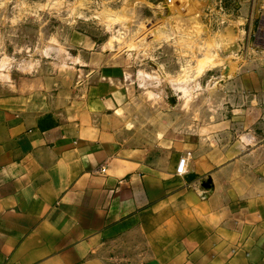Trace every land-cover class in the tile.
Masks as SVG:
<instances>
[{"label":"crops","instance_id":"1","mask_svg":"<svg viewBox=\"0 0 264 264\" xmlns=\"http://www.w3.org/2000/svg\"><path fill=\"white\" fill-rule=\"evenodd\" d=\"M70 47L79 86L0 89V264H264V60L225 120L187 123L123 55Z\"/></svg>","mask_w":264,"mask_h":264},{"label":"rangeland","instance_id":"2","mask_svg":"<svg viewBox=\"0 0 264 264\" xmlns=\"http://www.w3.org/2000/svg\"><path fill=\"white\" fill-rule=\"evenodd\" d=\"M77 31L123 55L159 112L222 121L229 100L242 103L226 80L264 60V0H0V89L79 86L69 55ZM196 80L187 92L172 83Z\"/></svg>","mask_w":264,"mask_h":264},{"label":"built area","instance_id":"3","mask_svg":"<svg viewBox=\"0 0 264 264\" xmlns=\"http://www.w3.org/2000/svg\"><path fill=\"white\" fill-rule=\"evenodd\" d=\"M185 162H186V159L185 158H182L180 160V163H179V172L180 173H183L184 170H185ZM106 169L105 168H102L101 171L104 172Z\"/></svg>","mask_w":264,"mask_h":264},{"label":"water","instance_id":"4","mask_svg":"<svg viewBox=\"0 0 264 264\" xmlns=\"http://www.w3.org/2000/svg\"><path fill=\"white\" fill-rule=\"evenodd\" d=\"M251 0H241V2H244V3H246V2H250Z\"/></svg>","mask_w":264,"mask_h":264},{"label":"bare ground","instance_id":"5","mask_svg":"<svg viewBox=\"0 0 264 264\" xmlns=\"http://www.w3.org/2000/svg\"><path fill=\"white\" fill-rule=\"evenodd\" d=\"M189 83H191V82H189ZM189 83H188V87H190V86H189Z\"/></svg>","mask_w":264,"mask_h":264}]
</instances>
